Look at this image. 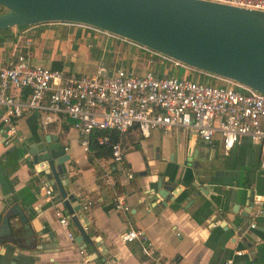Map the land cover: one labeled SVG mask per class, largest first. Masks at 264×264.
Segmentation results:
<instances>
[{"label": "crops", "instance_id": "obj_1", "mask_svg": "<svg viewBox=\"0 0 264 264\" xmlns=\"http://www.w3.org/2000/svg\"><path fill=\"white\" fill-rule=\"evenodd\" d=\"M19 48L30 64L69 74H90L98 62L109 70L120 66L135 73L173 74L172 65L150 49L81 23L10 27L0 42V62L8 64ZM185 71L192 77V70ZM16 129L22 142L5 146L0 122V264H151L135 242L122 240L128 227L142 231L154 255L171 264H222L227 258L230 264H264V213L256 211L264 212V167L259 164L264 151L246 136L223 154L218 138L208 145L183 127L153 128L142 136L132 126L111 132L124 148L123 160L117 162L84 149L62 112L43 119L37 110H28L16 120ZM50 133L65 146L63 187L80 205L68 215L56 187L46 184L44 174L34 173L28 153L29 143L40 144ZM159 177L162 183L175 181L170 196L159 194L165 193L155 184ZM196 181L207 193L192 186ZM117 198L126 210L114 208ZM255 198L258 203L252 202ZM56 212L67 217L72 239ZM72 214L89 241L74 240ZM252 219L256 225L248 227ZM236 249L241 253L235 254Z\"/></svg>", "mask_w": 264, "mask_h": 264}, {"label": "built area", "instance_id": "obj_2", "mask_svg": "<svg viewBox=\"0 0 264 264\" xmlns=\"http://www.w3.org/2000/svg\"><path fill=\"white\" fill-rule=\"evenodd\" d=\"M211 1L264 10V0ZM25 40L28 43V39ZM151 51L172 66L188 67L209 81L168 73L157 75L151 69L135 73L130 68L117 66L109 70L102 62H98L90 74L75 75L65 73L61 68L30 64L20 48L15 50L8 64L0 62L3 144L20 145L23 137L17 133L16 120L28 110H37L43 119L48 118V114L64 113L77 130L84 149L88 147L91 131H103L95 135V141L106 145L110 158L117 162L123 160L124 148L117 138L111 137V132L120 134L132 126H136L142 136H147L153 128L183 127L208 145L218 138L223 154L246 136L264 151V92ZM22 89L27 91L25 98L21 97ZM259 164L264 167V158ZM42 167L41 162L32 163L34 173L38 174ZM44 193L53 197L50 188L45 187ZM252 202L258 203L259 198ZM88 203H83L81 209ZM114 208L126 210L128 207L117 198ZM256 211L264 213L259 207ZM56 214L66 235L72 239L73 235L67 229V217L60 212ZM255 225L254 219L248 223V227ZM121 238L135 242L140 252L150 258L151 264H171L154 255L153 246L139 229L128 227ZM241 251L236 249L234 253ZM230 263L231 259L227 258L222 264Z\"/></svg>", "mask_w": 264, "mask_h": 264}, {"label": "water", "instance_id": "obj_3", "mask_svg": "<svg viewBox=\"0 0 264 264\" xmlns=\"http://www.w3.org/2000/svg\"><path fill=\"white\" fill-rule=\"evenodd\" d=\"M0 6V29L52 21L86 24L264 92L262 9L211 0H0ZM28 153L43 163L38 174L56 187L64 214L79 209L63 187L61 163L68 154L57 136L45 134L42 143H29ZM174 182L157 178L156 186L165 190L159 194L170 196ZM192 186L207 193L202 183ZM70 218L77 228L74 240L89 241L77 215Z\"/></svg>", "mask_w": 264, "mask_h": 264}, {"label": "trees", "instance_id": "obj_4", "mask_svg": "<svg viewBox=\"0 0 264 264\" xmlns=\"http://www.w3.org/2000/svg\"><path fill=\"white\" fill-rule=\"evenodd\" d=\"M27 25H23V26H19V28L21 27H25ZM10 32V28H4V29H0V42L2 41V39L8 35V33ZM22 96H24L27 91L25 89H22L21 91ZM103 131L101 130H93L90 132V134L88 135V150L89 152H91L92 155H95L97 157H107L109 156V148L106 145H101V144H97L95 141V135L98 133H101ZM111 137L113 139H116V136L114 133H111Z\"/></svg>", "mask_w": 264, "mask_h": 264}, {"label": "rangeland", "instance_id": "obj_5", "mask_svg": "<svg viewBox=\"0 0 264 264\" xmlns=\"http://www.w3.org/2000/svg\"><path fill=\"white\" fill-rule=\"evenodd\" d=\"M3 10V8L0 6V11ZM171 72L170 73H173L174 75H180L181 77H185L186 76V71L185 70H188V67L185 68V67H176V66H172L171 67ZM191 72V76L194 77V79L196 80H202V81H207V79L203 78L199 73H193L192 71Z\"/></svg>", "mask_w": 264, "mask_h": 264}]
</instances>
